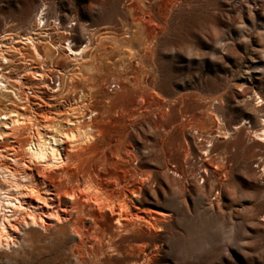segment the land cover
I'll return each instance as SVG.
<instances>
[{"label": "rangeland", "instance_id": "374dc122", "mask_svg": "<svg viewBox=\"0 0 264 264\" xmlns=\"http://www.w3.org/2000/svg\"><path fill=\"white\" fill-rule=\"evenodd\" d=\"M40 16L72 27L75 48L88 27L101 38L94 80L103 89L95 80L98 98L84 109L110 104L94 119L86 169L115 191L142 185L139 214L158 224L142 220L120 234L107 215L116 251L91 233L82 241L22 224L18 242L0 246V264H264V139L255 135L264 119V0H0V32L29 31ZM64 92L50 101L53 115L75 97ZM0 95V107L15 99ZM40 101L30 99L47 105ZM17 139L27 142L26 130ZM106 167L110 175L96 174ZM52 210H39L46 225Z\"/></svg>", "mask_w": 264, "mask_h": 264}, {"label": "bare ground", "instance_id": "6f19581e", "mask_svg": "<svg viewBox=\"0 0 264 264\" xmlns=\"http://www.w3.org/2000/svg\"><path fill=\"white\" fill-rule=\"evenodd\" d=\"M72 30L69 25L66 27L63 23L55 24L53 19L40 16L35 27L29 31L16 32L5 28L0 32V94L8 96L9 100L15 97L20 102L16 103L14 99L0 107V246L17 243L21 225L33 223L42 225L45 229L55 226L60 233L71 230L82 241H85L86 233H91L97 246L103 244L116 251L119 250L114 241L116 238L102 224L107 215L111 214L116 218V230L120 234L122 231H133L136 226L141 225L142 222L139 221L142 220H146L149 226L158 224L139 214L142 207L138 203L144 192L142 185L130 181V186L115 191L109 185L105 186V182L111 184L110 181L98 180L86 169L85 154L92 150L99 135L96 134L94 119L107 108L110 100L102 99V112L97 110V106L96 112L84 109L86 105L96 101L97 97L95 80L99 81L100 78L94 80V74L100 67L97 50L100 49L101 38H97V32L88 27L84 43L75 48ZM40 32L44 33V38H40ZM13 58L23 63L14 64ZM55 58L65 60L66 63L60 69L56 68ZM10 79L19 82L18 89L14 88L16 83H12ZM52 80L58 84L52 83ZM78 81L89 85L88 92L76 85ZM111 83L106 85L107 89ZM119 83L113 82L112 86ZM99 85L103 89L100 81ZM22 91L26 96H21ZM63 91H66L64 95L67 97L68 94L75 97L70 99L69 108L61 110L57 107L56 114L53 115L49 106L53 107L54 103L50 101ZM32 97L47 105L32 106ZM41 101L37 104H43ZM260 124L255 135L263 140L264 119ZM22 130L28 133L27 142L17 139ZM125 153L133 154L130 150ZM123 161V164H127L126 160ZM97 163L92 167L104 165ZM110 163H113L110 167L118 168V162ZM104 171L109 175L112 173L106 167L96 174L101 175ZM148 180L150 174L146 172L141 175V182ZM119 182L120 177H115V186ZM45 207L53 209L49 215L55 218L54 223H44L39 210L43 211ZM60 221L65 223L59 224ZM88 223L89 226L86 225Z\"/></svg>", "mask_w": 264, "mask_h": 264}]
</instances>
